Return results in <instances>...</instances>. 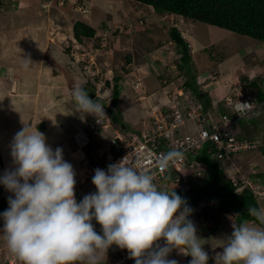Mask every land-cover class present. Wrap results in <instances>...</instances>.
<instances>
[{
    "label": "rangeland",
    "instance_id": "obj_1",
    "mask_svg": "<svg viewBox=\"0 0 264 264\" xmlns=\"http://www.w3.org/2000/svg\"><path fill=\"white\" fill-rule=\"evenodd\" d=\"M17 1L18 0H14L13 5L12 0L10 2L8 0H0V10H3V14L0 15V79L7 75V73L9 77H11V74L13 76V70H11V68L17 71V73L23 71V63L28 64L26 61L27 57H24L27 53L29 54L26 56L31 58L32 61L34 59L37 61L39 58L42 60L44 57L45 60H42L44 66L41 65L38 70L40 76L49 82V76L51 74L56 76L61 73V70H64L67 72L68 81L71 82V88L76 89L81 87L77 81H83V87L92 94L86 96L84 100L76 99V102H78L80 106L75 109V115L83 118L87 124L92 123L91 127L93 129H96L100 124L108 126V129H113L114 136L118 135L117 131L121 132V135H123V132L129 130L141 133L143 130L153 129L156 116H161L163 112L172 113L173 110L170 105L175 103L178 98L180 100L185 97V95L193 94L190 99H196L202 102L197 92L188 89L185 85V81L190 79V70L187 68V65L193 68L194 65L192 62L199 61V57L202 55L207 58L209 64L214 63V65L212 64L214 68L212 67V71L209 73L207 69L202 68V63H200L199 71L194 70L196 72L195 80L197 81L199 91L201 90L208 93L210 102L206 110L211 113L212 117H219L217 113H214L216 109L223 111L229 109V106L223 100L228 101L229 97H233L235 93H241L244 97L251 96L252 90L245 83V79H249L248 81H250L251 78L263 79L261 83L264 81L263 42L237 33H235V36L230 37V34L221 32L227 31V33H231L225 28L190 20V30L195 31L192 39L193 41L191 42V47L194 49L193 52L190 53V55L193 56L192 60V56L190 58L192 62L189 60V62L186 63L183 60V48L180 47V45H178L179 47L176 46L174 43L169 51L160 53L164 54L165 58H158V51L160 47H164V40L153 42L156 44L153 48L156 56H154V58L151 56L149 60H146L145 58H141L143 56L142 44L144 43L142 33L144 31H150L151 34L152 31H162L163 33L168 31L171 35V30L174 27H178L181 31H184L182 26L185 25L188 18L179 14H171L172 16L170 18L163 19L160 18L162 16L157 15L158 12L153 6L147 8L145 7L147 6L146 4L141 3L143 12L141 10L138 15L134 14V18H132L130 20L131 23H129L130 18H127V13H125L127 6L125 3L129 1L133 7L137 2L132 0H126V2L125 0H22L24 6H21L19 10H17L19 8V3H17ZM52 1L53 3H51ZM60 1L63 2L61 5L72 7V10L74 9L77 13L81 11L82 14L79 16V14L75 12V16L70 14L60 16L57 9V4ZM30 6L36 9L35 13L21 15L23 21H19L17 25H20V27L16 30L25 31L26 26L24 23L30 20L39 17H42V21H44L43 18H45V20L49 19L52 24L48 23L46 25L42 22L44 26L39 24V26L34 25L31 28V31H36L37 33L38 31H45L44 34H48L46 38L44 36L45 43L44 41L37 43L36 39L27 36L25 34L26 32H24V38L23 36L22 38L20 36L16 37L14 34L2 38L1 35L4 31V28L1 26V24H3L2 22L11 20L16 10L19 12L23 7ZM81 16L84 22L99 30H97L94 37L86 38L85 43H81L76 40L75 37V40L68 38V34L72 32V23H75ZM13 30L14 27L8 31ZM131 32L133 33L132 37L130 36ZM217 35L222 39L220 43L207 45L205 48L201 47L202 44L212 41ZM236 38L237 41H235ZM252 43L255 45V52L251 49ZM48 46L49 49L46 50ZM156 49L158 51H156ZM244 50L249 52H244ZM244 53H246V57ZM235 54L238 55V60L243 59L246 62L240 63L243 68H238L237 72L234 71L225 77L229 80V82L226 81L225 83L228 85L227 89H229V91L220 98L215 91L217 87H219L217 82L220 78L224 77V75H220L216 66L219 64L220 59L221 61L227 62L229 55L232 56ZM253 56L256 58L254 59L255 61L253 60ZM145 61L151 63V73L145 72V70L138 67V63ZM252 61L254 62L252 63ZM129 63H133V66L128 67ZM56 64L64 69L60 70ZM46 66L52 68L47 69ZM27 68L28 67H26V69ZM91 75L93 76L92 78H90ZM150 75L151 78L146 77ZM114 77L115 79L119 78L118 84L121 88L120 95H122L119 96L115 104L112 102L113 86L115 84ZM107 81L109 82L107 83ZM170 81H175V83H171ZM43 87L44 83L41 84L39 92H32V90H29L28 92L24 91L20 93V89L17 88L16 90L15 88L14 90V96L17 95V97L21 99V101L19 100L20 103H18L20 105V112L26 114L27 111H30V124H32V122L37 123L42 119L41 114L44 110H42V106L49 102H54L56 99L54 93L58 91L50 94V91L43 89ZM45 87H47L46 83ZM123 87L126 88L124 92H122ZM178 88L183 89L184 93L182 96H178V92L173 93V91ZM214 88L215 90H213ZM240 88H243L244 91ZM190 90L192 92L191 94ZM71 93L74 94L73 92ZM145 95H147V97H144ZM49 97H51V101L48 100ZM9 99L11 100L9 101ZM32 99L37 100L36 107L31 104V102L34 101ZM61 100L67 101L59 99L55 105H58ZM4 101H7V103H4ZM23 102H25L27 106H25ZM202 103L205 106V103ZM13 105L14 97L7 94V88L0 83L1 131L4 129L7 130L8 127L13 125L11 121L17 119V116L11 118L10 112L7 111L8 108ZM23 107L26 109L25 111ZM140 108H144L145 111H140ZM2 112L5 113L2 114ZM7 112H9L10 116L7 115ZM263 114L264 110L261 107L259 112L255 114L256 116H252V119H258V123L255 125L259 126V129L253 132L247 131L246 128L242 129L241 126H239L241 120L236 122L235 128L244 135L264 136V119L261 120L263 121V123H261L258 118ZM248 116L249 115L246 117ZM4 118L6 120H3ZM7 119L9 120L7 121ZM238 119H240V117H238ZM245 120H248V118ZM196 123L198 124L199 121L196 120ZM247 123L246 121L242 122L245 126L248 125ZM194 125L195 124L185 122L183 128L180 129V133L187 134L190 131L196 130ZM30 127L31 126L28 125L23 130V144L22 141L19 140L20 137L15 136L16 134H14V143L12 145L6 138L9 133H7V135L4 134L0 138V183L2 184V187L0 186V248L3 249V252L9 249L8 231L11 226L16 222L29 220L35 212L34 204L38 200H50L53 190L50 186L46 187L44 183L52 182L55 184L56 182L43 180L42 178L41 174L44 175V173L40 169V166L41 162H43L45 153H37L35 154L36 157L32 159L27 156L37 144L36 139L43 133L34 127L35 132L39 135L36 138L32 134V127ZM21 131L22 130L18 131V133L21 134ZM77 135L78 133H76V136ZM81 137L86 148L84 154L80 156L77 161L79 164L81 163V168H84V170L88 172L90 170L89 165L92 163V152L94 149H92V144L89 143L87 139L82 135ZM81 137L77 136L78 141ZM110 143L111 140L108 143L107 151L111 150ZM96 152L98 153L97 149ZM230 159L231 160H222L219 162V165L225 170L226 176L232 179L230 180L231 183H233V178H239L237 189L241 188V183L246 175L258 176L261 175L264 170L263 150L240 153L237 156H231ZM205 169L207 170L208 168ZM55 175L58 178L59 175ZM192 179L195 178L190 177L187 180H182L181 178L178 179L179 181L176 179L170 184L172 190L177 187L183 190L177 193V198H173L174 203L171 208V211H174L171 216L173 223L162 227V233H164L163 237L165 238V243H168L171 238L174 237L181 243L187 241L189 250L186 252V250L177 243V245L170 244L167 248L169 252L174 250L176 253L178 249H182L186 252H184V254L188 256L189 261L196 260V258L200 259L199 261H201V263L198 264H264V248L261 246H258V248L254 247V245L249 244L251 243L250 241L245 240L252 235V238H257L256 241L259 242V245L263 246L264 237H262V234L264 227L257 224L253 219L245 220V223L242 222L240 224L241 218L238 223L234 217H230L228 214L219 215V222L222 224L215 227L214 219L211 218L210 220L207 216L212 217L216 212L200 211L203 201L201 200L202 195L199 196L198 194L201 191H211L216 190V188L212 187L211 179L205 176L201 177L198 182H191ZM204 181L205 189L201 188ZM93 183L96 185V179H93ZM90 185L91 187L93 186L92 183H90ZM194 187H198V189L195 190L197 194L191 196L190 192ZM69 190L71 189H68L67 186H64L61 190L56 189L57 192L66 191V195L72 197L69 194L70 192H68ZM81 198V196H77V200L73 199L71 202L64 201L63 206L66 210L62 209L60 201L55 200L57 210H59L62 215L64 213V217L61 220L62 228H59L56 234L52 236H55V239L47 245L48 248L51 249V253L53 254L64 253L65 257L71 248L74 250L77 248L79 242L80 247L77 250L76 259L72 264H115V261L110 257L108 251L111 235H104L100 231L102 230L101 228L104 229V224L98 225L95 233L92 232L93 230L91 231V228L84 229L87 232L83 235L82 241H80V237H78L75 243V236L83 229L81 225L83 224V219H85L84 214L88 213L87 210L77 204L82 203ZM206 198L207 195L203 196V200ZM255 200L258 203L264 200V188L260 191V195H256ZM186 201L196 202L197 207L193 209L194 205L191 207L183 206L182 203ZM95 203L92 205H95ZM175 203L178 204V206H176ZM208 206L214 207L213 202H208ZM262 208L264 212V204ZM77 213L78 216L76 217ZM116 218H118L116 215L112 216L107 219V222L109 220L118 221ZM65 232L68 234H65ZM81 233L82 232H79L78 236ZM235 241L236 243H234ZM239 243V246L233 247ZM227 249H229V251H227ZM27 254V252L22 253L20 251V260L22 259L24 264L29 263ZM113 257L116 258V256ZM136 259L137 258L130 260L128 264H135ZM203 259H212L213 261L209 263L205 261L202 262Z\"/></svg>",
    "mask_w": 264,
    "mask_h": 264
},
{
    "label": "built area",
    "instance_id": "obj_2",
    "mask_svg": "<svg viewBox=\"0 0 264 264\" xmlns=\"http://www.w3.org/2000/svg\"><path fill=\"white\" fill-rule=\"evenodd\" d=\"M240 89L244 91L243 88ZM183 93L181 91L178 96H182ZM191 96L193 94L185 95L172 103L170 105L172 113L163 112L161 116H156L153 129H146L141 133L129 130L123 132V135L117 131L118 135L112 139L111 150L107 155L92 152L93 173L99 176L97 201L88 212L84 229L104 224L106 230L110 221L107 222V219L119 211L122 212L121 219H117L112 228V232L117 236L115 254L118 264L127 261L134 254L129 249L131 237L141 234L157 238L155 228L161 222L154 213L152 203H160L159 188L167 185L169 176H174L176 171L183 175L189 172L200 177L204 175L203 166L190 159L192 153L209 143L208 152L213 157L224 159L238 152L257 149L263 143L262 138H238L234 127L236 119L219 109L216 111L220 118H213L204 104L196 99H190ZM224 101L240 118L247 115L251 117L264 106V100L258 101L252 96L244 97L241 93H235L228 101ZM196 120L199 121L198 124ZM185 122L195 124L196 130L192 128L193 131L187 134L180 133ZM123 219L130 223L126 224ZM50 222L55 224L51 228L55 233L57 222L39 213L35 220L18 225L19 232L13 231L11 239L15 240L17 236L31 248H39L45 260L49 250L43 244V240L45 230L51 227ZM118 222H122V225L118 226ZM168 222L173 220L170 219ZM84 229L78 237L83 236L86 232ZM158 239L159 242L162 241ZM79 244L78 242L77 246ZM74 251L72 248L59 262L50 261L46 264H70L69 257ZM0 264L20 263L13 254H4L0 248Z\"/></svg>",
    "mask_w": 264,
    "mask_h": 264
},
{
    "label": "crops",
    "instance_id": "obj_3",
    "mask_svg": "<svg viewBox=\"0 0 264 264\" xmlns=\"http://www.w3.org/2000/svg\"><path fill=\"white\" fill-rule=\"evenodd\" d=\"M8 1L10 2L11 0H8ZM132 1H135V2L140 3V4L136 3V5L132 7L131 3L129 1L126 2V0H125V2H126L125 4L128 6V7L126 6L125 13H127V16H128L127 18H130L129 23H131L130 20L132 18H134V16H133L134 14L138 15L141 10L143 12V7H141L142 2H139L137 0H132ZM12 3L14 5V0H12ZM17 3H19V8L17 10H19L21 8V6H24V2L22 0H18ZM51 3H53V1ZM145 7L150 8L151 5H147ZM57 9L59 11L58 14L60 16L69 15V14L75 16L77 13L74 9L72 10V7L64 6V5L57 4ZM17 10L13 13L14 17L11 20L2 22L3 24H1V26L4 28V31L2 32L1 37L4 38V36L6 37V36L14 34L16 37L20 36L22 38V36H23V38H24L25 37L24 32H26L25 34L27 36H31V37L35 38L37 43L43 42V41L45 43L44 36L46 38V36H48V34L47 33L44 34L45 31H38V33L36 31H31V28L34 25L39 26V24H40V25L44 26L43 23L47 25L48 23L52 24V22H50L49 19L45 20V18H43L44 21H42V17H39L37 19L30 20L29 22H25L24 23L26 26L25 31L16 30L20 27V25H17L19 23V21H23V17H21V15H23V14H34L36 9H33L30 6V7H23V9H21L19 12H17ZM1 14H3V10H0V15ZM77 14H79V16L81 15V13H77ZM157 15L162 16L160 18H163V19L164 18H170L172 16L171 14L163 15V14H158V13H157ZM36 17H37V14H36ZM80 18H82V17H80ZM186 21L187 22H185V25L182 26V29H184V31H180V32L183 35L184 39L191 44V42L193 41L192 39L194 37L195 31L190 30V27H191L190 26V20L187 19ZM24 24H21V25H24ZM72 24H73L72 32L68 34V38L75 40V38L73 36L75 23H72ZM13 27H14L13 31H8L9 29H12ZM221 32H224V33L226 32L225 34H230V37L235 36V33L230 31V30H229V32H231V33H227V31H221ZM135 34H137V33H135ZM132 35H133V33L131 32L130 36L132 37ZM142 38L144 39V43L142 44V55L143 56L141 58H143V59L145 58L146 60H149L151 58V56L153 58H154V56H156V54H154V50H153V48L156 46V44H154L153 42H158L160 40H164V43H163L164 47L158 46V47H160L159 51L157 50L158 48L156 49V51L159 52L158 58H160V59L165 58L164 54H160V53H165V52L169 51V49H170V47H172L173 43L176 46H178L176 44V42L172 39V36L168 33V31H166L165 33H163L162 31H159V32L158 31H152V34L150 33V31H144L142 33ZM12 40H14V39H12ZM221 41H222V39L219 37V35H217L215 38H213L212 41L205 42L204 44L201 43L202 44L201 47L205 48L207 45L218 44ZM235 41H237V38ZM254 46L255 45L252 43L251 49L255 52L256 48ZM263 47H264V42H263ZM191 48H192V52H193L194 49H193V47H191ZM48 49H49V46L46 47V50H48ZM245 50H247V49H245ZM245 50H244V52H249V51H245ZM242 52H243V50H242ZM27 54H29V53H27ZM27 54H25L24 57H27L26 61L28 62V64L23 63V67H22L23 71H21L20 73H17V71H15L14 69L11 68V70H13V76L11 74V77H9V74L7 73V75L3 76L2 79H0L1 85L7 88V94L14 97V100H15L14 105L18 106L19 109H20V105L18 103H20L21 99H19L20 97H17V95L14 96L15 88H16V90H17V88L20 89V93L21 92L23 93L24 91L28 92L29 90L30 91L32 90V92H39L41 84L44 83L43 89L50 91V94H52L55 91H58V92L54 93V95L56 96V99L54 100V102H49L48 104L42 106V110L44 109L42 111V114H41L42 119H40L37 123L32 122V124H30L31 123V122H29L30 111H27L26 114H22V113L11 114L12 117H14V115L17 116V119L11 121V122H13V125L8 127L7 130H5V129L3 131L0 130V138L4 134L7 135V133H9V135H8L9 137L6 136V138H7L8 142L11 143V145H12L14 143V134H16L15 136L20 137L19 140H21L22 144H23L24 134H22V133H23L24 128L27 127L28 125L32 127V128L30 127L32 130V134L36 138L39 135L35 132L34 127H36L37 130L43 132L42 135L36 139L37 144L34 146L32 151H30L27 154V156H28V158L32 159V158L36 157L35 154H37V153H45L43 162H41V166H40V169L44 173V175L41 174L42 178H43V180L56 181L55 184H53L52 182L51 183L50 182L44 183V185H46V187L50 186V188L53 190V192L51 193V197H52L51 199L60 201L62 209L66 210V208L63 206L64 201H70L71 202L73 199L77 200L76 199L77 196H81L82 197L81 202L88 205V207H89L92 204H94L96 201L97 185H95L93 183V179H95V178H91L90 175L88 174L87 170L85 171L84 168H81L82 167L81 163L79 164V162L77 161V159H79L80 156H82L84 154V150L86 148L85 144H83V142H82L83 139H82L81 135L85 139H87L89 141V143L92 144V149H98L99 151L106 152L107 151L106 149L108 148V143L110 142V140L114 136V131H113V129L102 128V126L97 127L98 128V129L96 128L97 130L93 129L91 127L92 123L87 124L83 118L75 115V113H76L75 109H77L78 106H80L78 104V102H76V99L77 100H84V98H86V96H88V94H87L88 90L85 89V87H83L84 86L83 81H77L78 84L81 85L80 88H78V89L71 88L72 85L70 84L71 82L68 81L67 72L64 70H61L64 68H60V65L57 66V64H56V66L61 70V73L56 75V76L51 74L49 76V82H47L48 80H45L42 76H40V72L38 71L39 67L41 65L44 66L42 60H45V58L43 57L42 60L39 58L37 61H36V59H34L32 61L31 58L26 56ZM237 56H238L237 54L232 55V56L229 55V58L227 59V62L229 61L228 63L226 61H221V59H220L219 64H217V66H216V69L218 70L220 75H224V77L220 78V80L217 82V85L219 87L216 86L217 90L215 91L216 94L219 95L220 98L229 91V89H227L228 85L225 84L226 81L229 82V80L226 79L225 77H227L229 74L233 73L234 71L237 72L238 68H243L241 66V64L246 62L243 59L238 60ZM244 56L246 57V53H244ZM253 57H254L253 60L256 59L255 56H253ZM199 58H200L199 61L192 62L191 61L193 59V56H192L190 62L193 63V65H194V66L192 65L193 68H191V66L187 65V68L189 70L191 68V70H190L191 72L189 71L190 79H188V82L193 81L194 77H192V75L195 71H199L200 63H202V68L207 69V71L209 73H211V71H212V67H213L212 64L214 65V63L209 64L207 58L203 55ZM254 61H252V63ZM256 62H257V60H256ZM25 66L28 68L24 69ZM130 66H133V63H129L128 67H130ZM138 67L145 70V72L151 73V63H149L148 61L138 63ZM46 68L50 69L52 67L46 66ZM14 71L16 72V74ZM131 72H133V71H131ZM133 73H131V74H133ZM195 74H196V72H195ZM92 77L93 76L91 75L90 78H92ZM146 77L151 78V75L146 76ZM195 79H196V77H195ZM197 79H198V77H197ZM262 80L263 79L259 80V79L251 78L250 81H257L258 84H260ZM94 82H96V81H94ZM170 82L175 83V81H173V82L170 81ZM45 83H46L47 87H45ZM17 86H19V87H17ZM215 88L213 90H215ZM80 90H82V91H80ZM125 90H126V88L123 87L122 92H124ZM120 91H121V88H120ZM181 91L184 92L182 88H178V89H175L173 91V93L178 92L177 93V95H178ZM71 92H73L74 94H72ZM50 94H48V95H50ZM120 96H122V95H120ZM144 97H147V95H145ZM172 97H173V95H172ZM35 98H36V95H35ZM59 99H64L67 101L61 100V102L58 105H55L57 100H59ZM32 100H34V101L31 102V104H33L34 107H36V101L37 100H35V99H32ZM48 100L51 101V97H49ZM4 103H7V101H4ZM23 103L25 106H27L25 102H23ZM23 110L25 111L26 109H24V107H23ZM139 110L145 111L144 108L143 109L140 108ZM4 113L5 112H2V114H4ZM258 118L260 119V121L263 120L264 114ZM251 119H248V120L242 119L239 123V126H241L242 129L246 128V130L250 131V132H253L256 129H259L258 128L259 126L255 125L256 123H258V119L257 118L252 119V120ZM8 120L9 119H7V121ZM138 121H139V119H138ZM243 121L248 122L247 123L248 125L245 126L244 124H242ZM263 121H261V123H263ZM1 128H2V126H1ZM20 130H22L21 131L22 135L18 133V131H20ZM76 133H78V135H77L78 137H81L79 141L77 139ZM39 140H41V141H39ZM238 158H239V156H238ZM233 170H235V169H233ZM261 170H263V169H261ZM55 174L59 175L58 178L56 177ZM261 174L264 175V170L262 171ZM90 183L93 184L92 187H91ZM64 186H67L68 189H71L68 192H70L69 194L72 197H68L66 195V193H67L66 191L65 192H61V191L57 192L56 191V189L61 190Z\"/></svg>",
    "mask_w": 264,
    "mask_h": 264
},
{
    "label": "trees",
    "instance_id": "obj_4",
    "mask_svg": "<svg viewBox=\"0 0 264 264\" xmlns=\"http://www.w3.org/2000/svg\"><path fill=\"white\" fill-rule=\"evenodd\" d=\"M144 4H148L154 7L159 14H179L192 21H199L208 23L211 25L226 28L230 31L236 32L241 35L250 36L264 42V0H137ZM97 33V29L90 24L84 22V20H78L74 24V37L80 42H84L86 38L94 37ZM172 39L176 44L183 48L182 58L188 63L191 55L188 42L184 39L180 30L174 27L171 30ZM26 67V66H25ZM190 68V67H189ZM191 70V68H190ZM191 72V71H190ZM192 77L193 81H186L187 88L197 92L199 98L205 103V107L209 105L208 93L199 91L197 81L195 80V72ZM119 78H114L115 84L113 86L112 102L115 104L120 96V87L118 84ZM245 83L253 90L254 94L259 98H264L263 88H260L257 81L244 80ZM89 94H91L89 92ZM205 99V101H204ZM125 125V123H124ZM248 138L254 136L247 135ZM238 138H244V135L237 133ZM212 146V144H211ZM210 144L205 145V149L202 148L195 152L193 158L197 162H202L204 168H208L205 172L207 178L211 179L212 187L216 190L201 191L198 195L201 196V200L204 202H213L214 207L208 206V204H202L200 211H213L216 212L212 217L207 216L210 220L214 219L215 227H218L219 215L228 214L235 219L254 220L260 226L264 227V213L260 205L256 202L249 191H244L242 194H234V186L232 185L230 178H228L224 172V169L219 165V161L213 159L208 154L207 149ZM213 148V147H212ZM205 181L202 183L201 188L205 189ZM2 187V185L0 184ZM198 187L191 189V196H195ZM183 189L174 190L172 196L166 201L163 206L164 211L156 210L158 216L166 218L172 213L171 208L174 203L173 198H177V193H180ZM198 192V191H197ZM208 196L203 200V196ZM183 206L191 207L197 205L196 202H183ZM35 208L49 215H56L59 218L62 217V213L57 210V206L54 200L40 201L38 200L34 204ZM84 208H86L84 206ZM217 215V216H216ZM209 220V222H210ZM212 222V221H211ZM109 228L113 227L114 222L109 221ZM118 226L122 225V222L117 223ZM109 235V234H106ZM112 237V236H111ZM110 237L109 251H112L115 246V241ZM135 264H146V262L137 257Z\"/></svg>",
    "mask_w": 264,
    "mask_h": 264
},
{
    "label": "clouds",
    "instance_id": "obj_5",
    "mask_svg": "<svg viewBox=\"0 0 264 264\" xmlns=\"http://www.w3.org/2000/svg\"><path fill=\"white\" fill-rule=\"evenodd\" d=\"M59 5H61V4H63V2H59L58 3ZM148 5V4H147ZM79 13H81V11L79 12ZM82 14V13H81ZM163 15H166V14H163ZM82 17V16H81ZM83 19V17L82 18H80L79 20H82ZM78 21V20H77ZM208 24V23H207ZM215 26V25H214ZM178 28V27H177ZM222 28V27H221ZM179 29V28H178ZM226 29V28H225ZM180 30V29H179ZM181 31V30H180ZM233 32V31H232ZM234 33H236V32H234ZM238 34V33H237ZM241 35V34H240ZM243 36H246V35H243ZM248 37H250V36H248ZM250 38H252V37H250ZM188 42V41H187ZM263 42V41H262ZM82 43V42H81ZM84 43V42H83ZM188 44H189V48H190V53L192 52V48H191V44L188 42ZM178 45V44H177ZM179 47V46H178ZM181 47V46H180ZM180 50V49H179ZM182 54H183V52H182ZM115 78V77H114ZM109 81H107V83H108ZM249 82V81H248ZM264 81L262 82V83H260L259 84V86H260V88H263V91H264ZM189 89V88H188ZM252 90V89H251ZM91 93V92H90ZM87 94L88 95H90L89 94V92H87ZM92 94V93H91ZM251 96L252 97H255L258 101H263L264 100V98L263 99H259L255 94H254V92H253V90H252V93H251ZM224 101V100H223ZM102 107H103V105H102ZM262 109L264 110V106L262 107ZM220 111H222V112H225V113H229L230 114V116L232 117V115H231V112H233V110H231L230 108L228 109V110H225V111H223V110H220ZM235 112V111H234ZM215 114L217 113L218 114V118H216V117H213V118H215V119H219L220 118V115H219V113H218V111H216L215 110V112H214ZM236 113V112H235ZM237 114V113H236ZM253 116H256V115H253ZM233 118V117H232ZM251 119L252 118V116L251 117H244V118H240V119H238V114H237V117L236 118H233V119H236V122L237 121H239V120H242V119ZM99 126H102V128H108V126H105V125H102V124H100V125H98V127ZM235 126H236V123H235ZM234 126V127H235ZM235 131H236V133H239L240 131H237V129L235 128ZM244 135V134H243ZM115 137V136H114ZM113 137V138H114ZM112 138V139H113ZM244 138H248V136L247 135H244ZM252 138H262L263 139V143H262V145L259 147V148H257V149H254V150H249V151H242V152H238V153H235V154H233L232 156H236V155H238V154H240V153H244V152H250V151H258V150H264V136H254V137H252ZM112 139H111V142H112ZM110 148H111V143H110ZM210 148V147H209ZM204 149H205V146H204ZM94 151H96V149H94ZM97 151L98 152H100V153H105L104 155H107V152H109V151H106V152H103V151H99L98 149H97ZM207 152H208V149H207ZM194 154L195 153H192L191 155H190V159L192 160V161H194V162H196V164L197 165H200V166H203V168H204V165H203V163L201 162H197L196 160H194V158H193V156H194ZM208 154H210V156L213 158V159H215V160H217V161H219V162H221L222 160H231L230 158H224V159H218L216 156H212V154L211 153H209L208 152ZM192 156V157H191ZM90 170L88 171V174L90 175V177L91 178H95L96 179V185L98 184V180H99V176L98 175H96V174H94L93 173V168H94V166H93V164L91 163L90 165ZM205 169V168H204ZM206 171V170H205ZM224 172H225V170H224ZM206 177L207 178V175H206V172H204V175L202 176V177ZM190 177H194L195 179H192V181L191 182H198V180H200L201 179V177L200 176H198L197 174H194V173H191V172H189V173H187V174H185V175H183V174H181V173H179V172H175V175L173 176V175H171V176H169V179L167 180V185H165L163 188H159V193H158V198L160 199V203H158V204H155V203H152V208H153V210H154V213H155V215H156V217L158 218V220H160V224H158L157 226H156V228H155V233L157 234V238H152V237H150V236H146V235H135V236H133V237H131L129 240H130V244H129V249L131 250V251H133L134 252V254L127 260V261H125V262H123V263H119V264H128L129 262H130V260H132V259H134V258H137V257H141V259H143L145 262H146V264H198V263H201V261H199L200 259H197L196 258V260H190L189 261V259H188V256L187 255H185L184 254V250H182V249H178L177 250V252L175 253V251L174 250H171V252H169V250L167 249L169 246H170V244H174V245H177V243L179 244V246H182L185 250H186V252H188L187 250H189L188 249V247H189V244L187 245V241L185 242V243H181L180 241H178L175 237L174 238H171V240L168 242V243H165V238L163 237V234L164 233H162V227H164V226H166V225H168V224H172L173 222H168L172 217V213L174 212H172L170 215H168L166 218H162V217H159L158 216V212L156 211V210H160V212H163L164 211V209H163V206H164V204L166 203V201L172 196V194H173V192H174V190H176V189H178V188H180V187H177V188H175V189H173L172 190V188L170 187V184L172 183V182H174L176 179L178 180V179H181L182 178V180H187L188 178H190ZM263 177H264V175L263 174H261V175H258V176H254V175H246L245 176V178L243 179V181H242V183H241V188L240 189H237V187H238V180H239V178H233V183H232V185L234 186V194H235V196L236 195H239V194H242L244 191H249L250 193H251V195L253 196V198L255 199L256 198V195L257 194H259L260 195V191L264 188V179H263ZM229 178V177H228ZM230 180H232L231 178H230ZM179 181V180H178ZM1 184V183H0ZM2 185V184H1ZM96 194H97V188H96ZM208 197V196H207ZM260 198H261V196H260ZM50 200H53V199H50ZM50 200H48V201H50ZM96 201H97V195H96ZM95 201V202H96ZM43 202H45V201H43ZM54 202H55V200H54ZM258 203V202H257ZM55 204H56V202H55ZM79 206H81L82 208H84V206L86 207V208H84L85 210H87L88 212H89V210L91 209V207H93L94 205H91V206H89L88 207V205H86V204H84L83 202L82 203H77ZM202 204L204 205V204H208V202H202ZM259 205H260V207H261V209H262V211H263V208H262V205L264 204V200H261L259 203H258ZM175 205L176 206H178V204H176L175 203ZM203 205H201V206H203ZM56 206H57V204H56ZM195 207H197V205H194V207H193V209L195 208ZM34 208H35V206H34ZM63 212V211H62ZM82 212V211H81ZM39 213H41V214H43V216L44 217H50V218H53L56 222H57V224H56V226H57V230L59 229V228H62V224H61V220L63 219V217H64V213H63V215H62V217L61 218H59L58 216H56V215H49V214H46V213H43L42 211H40V210H38L37 208H35V212L33 213V216H31L30 217V219L29 220H25L24 222H16L15 224H13L12 226H11V228H10V230L8 231V246H9V249L8 250H6L5 252H3L4 254H10V255H14L15 257H16V260L20 263V264H24L23 263V260L21 259L20 260V251L22 252V253H24V252H27L28 254H27V256L29 257V263H26V264H46L47 262H50V261H54L55 263L56 262H59V261H61L63 258H65L64 257V253L63 254H59V253H56V254H53V253H51V249L50 248H48V244L53 240V239H55V236L54 237H52L54 234H56V232H57V230H56V232L54 233L53 231H52V229L51 228H53L54 226H55V224L54 223H52V222H50V224H51V227L50 228H47L46 230H45V238H44V240H43V244H45L46 245V247L48 248V250H49V254H48V256H47V258H45V260L43 259V254H42V251L40 252L39 251V248H31L29 245H27L25 242H23L19 237H15V240H12L11 238H12V236H13V231L15 232H19V228H18V225H21V224H25L26 222H28V221H33V220H35L36 218H37V216H38V214ZM264 213V212H263ZM78 216V213H77V215H76V217ZM116 216L118 217V218H116V219H121V217H122V212L121 211H119V213H117L116 214ZM87 217H88V213H85L84 214V218L85 219H83V224L81 225L82 226V228L84 229L85 228V221H86V219H87ZM237 220V219H236ZM110 221H112V222H116L115 220H110ZM122 221H124V222H126V224H129L130 223V221H127L126 219H123ZM238 221V223H239V219L237 220ZM245 223L246 221L244 220V221H242L241 220V222H240V224L241 223ZM222 223H220L218 226H220ZM258 224V223H257ZM110 226H108L107 227V229L106 230H104V229H102V230H100L101 231V233H103L104 235H106V234H110L112 237V239H113V241H115V246H114V248H113V250L112 251H109V253H110V257L115 261L114 263L115 264H118L117 263V256H116V254H111V253H115V249H116V247H117V236H116V234H114L113 232H112V228L113 227H111V228H109ZM63 228H65V227H63ZM83 229L81 230V231H79V232H82L83 231ZM93 230V231H92ZM91 231L93 232V233H95L97 230H96V228H91ZM79 232L77 233V235L75 236V238H77L78 237V234H79ZM87 232V231H86ZM86 232L84 233V234H86ZM65 234H68L67 232H65ZM83 234V235H84ZM262 237H264V230H263V234H262ZM158 238H160V239H162V241L161 242H159V239ZM82 239H83V236L82 237H80V241H82ZM256 239L257 238H252V235L248 238V239H245V240H247V241H250L251 243H249L250 245H254V247H257L258 248V246H261L262 248H264L263 246H264V243H263V246L262 245H259V242L258 241H256ZM74 240V239H73ZM244 240V241H245ZM234 243H236V241L234 242ZM233 243V244H234ZM240 245V243L238 244V245H236V246H233V247H237V246H239ZM83 246H84V244H83ZM80 247V244H79V246H77V248L75 249V251L71 254V256L69 257V259H70V264H72V262H74L75 261V259H76V254H77V250H78V248ZM109 247L110 246H108V249H109ZM72 249V248H71ZM71 249H70V251H71ZM67 250V249H66ZM70 251H69V253H70ZM227 251H229V249H227ZM185 252V253H186ZM232 253V252H231ZM230 253V254H231ZM33 255H35L36 257L35 258H33L32 256ZM113 256H116V258H114ZM28 257H27V262H28ZM193 258V257H192ZM191 258V259H192ZM43 261H45V263H43ZM207 262V263H209L210 261L212 262L213 260L211 259V260H209V259H207V260H205V259H203L202 260V262Z\"/></svg>",
    "mask_w": 264,
    "mask_h": 264
},
{
    "label": "bare ground",
    "instance_id": "obj_6",
    "mask_svg": "<svg viewBox=\"0 0 264 264\" xmlns=\"http://www.w3.org/2000/svg\"><path fill=\"white\" fill-rule=\"evenodd\" d=\"M24 69H26V67H24ZM10 100H11V99H9V101H10ZM14 101H15V100H14ZM7 111H9L10 114H13V113H14V114H20V113H22V112H20L18 106H15V105L9 107ZM9 112H7V115H8V116H10ZM11 117H12V116H11ZM14 117H15V115H14ZM3 120H6V119L4 118Z\"/></svg>",
    "mask_w": 264,
    "mask_h": 264
},
{
    "label": "water",
    "instance_id": "obj_7",
    "mask_svg": "<svg viewBox=\"0 0 264 264\" xmlns=\"http://www.w3.org/2000/svg\"><path fill=\"white\" fill-rule=\"evenodd\" d=\"M231 115H232L233 118H236L237 117V114L234 111L231 112Z\"/></svg>",
    "mask_w": 264,
    "mask_h": 264
}]
</instances>
